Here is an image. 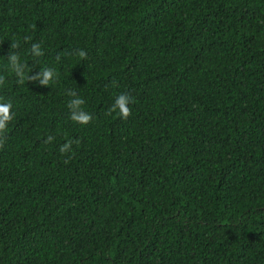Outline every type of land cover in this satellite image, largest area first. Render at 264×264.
I'll use <instances>...</instances> for the list:
<instances>
[{"label": "trees", "instance_id": "trees-1", "mask_svg": "<svg viewBox=\"0 0 264 264\" xmlns=\"http://www.w3.org/2000/svg\"><path fill=\"white\" fill-rule=\"evenodd\" d=\"M0 75V264H264V0H0Z\"/></svg>", "mask_w": 264, "mask_h": 264}, {"label": "clouds", "instance_id": "clouds-1", "mask_svg": "<svg viewBox=\"0 0 264 264\" xmlns=\"http://www.w3.org/2000/svg\"><path fill=\"white\" fill-rule=\"evenodd\" d=\"M30 36H25V42L31 41ZM20 43L18 41L13 40L10 46V51L7 56L9 63V70L12 74H14L16 78L17 84H24L25 81H31L32 83H38L41 86H49L52 83L56 82L58 78V73L51 67H45L41 69L38 73H32V70H29V74L26 75V69L28 65L26 63H22L20 56L18 54V49L20 48ZM31 55L34 57H40L44 55L43 50L40 47L39 43H32L31 45ZM74 55L78 56L81 60L87 59V52L83 49H77ZM61 57L58 54L56 56V60L60 61ZM6 83V77L4 75H0V87L4 86ZM72 99L68 101V108L70 110V119L80 125H88L93 116L89 112L85 111L82 107L86 101L79 97L77 93L73 90H69L67 93ZM134 103L133 98L128 93H120L118 94L112 105L107 109L105 115L111 116L113 113H116L120 118L127 121L132 115V109L130 104ZM13 105L9 102H3L2 98H0V149H3L6 141H7V131L10 122L13 120ZM55 140L53 135H48L43 143L50 144ZM79 144L80 141L78 139H67L65 143L60 145L59 151L62 155L68 156V159L64 160V163L67 164L74 156L73 152V144ZM71 153V155H69Z\"/></svg>", "mask_w": 264, "mask_h": 264}]
</instances>
